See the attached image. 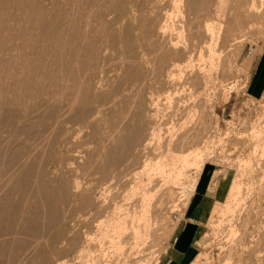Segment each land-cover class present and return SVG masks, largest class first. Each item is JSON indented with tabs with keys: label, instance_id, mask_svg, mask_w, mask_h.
<instances>
[{
	"label": "rangeland",
	"instance_id": "374dc122",
	"mask_svg": "<svg viewBox=\"0 0 264 264\" xmlns=\"http://www.w3.org/2000/svg\"><path fill=\"white\" fill-rule=\"evenodd\" d=\"M42 1L45 2V3L42 2V4H46L44 5L46 6V8H48L49 6L51 8L52 6L54 7V5H51V4H54V1L56 2L55 5L57 4L59 5L56 8H52L53 9L52 12H54L53 14L55 13L58 14V12L61 11V10H58V8L69 11L71 7V10L73 11L70 10V12L74 14L76 12L75 15L77 17L74 15V17L76 18V20L74 19L75 20L74 28H75V31H77V33H78V29L80 28L79 33H78L80 34V37L78 34H77L78 36L76 35V38L74 39V41L76 42H74V44L77 45V43H79L80 47H82L83 45L84 46L82 47L83 52H81V54L82 53L83 54L80 55V57L78 58L79 61L78 60L77 62L74 61L70 63L71 65L68 63L69 61L66 64L63 63L65 64V67L63 66L62 63H59V62L53 63L54 61L52 60V57L50 55L42 56L43 62H44V64L42 62V65L44 66L41 67L42 66L41 65L40 67L36 68V71H35L36 75L34 74L35 72L32 73V79L34 80L35 78L36 80L35 82L37 81L39 82V79L41 78L40 75H43L42 79H40V82L39 83L37 82L35 85V87L38 86V88L37 89L35 88L33 91L34 94L39 96V98L41 97L42 101L41 100L37 101L38 97H36L37 99L34 97H31L32 99H30V101L34 102L35 105L33 106L34 103L32 104L33 107L31 106L32 108H30L29 114L27 115L25 113L23 115H20V113H17L15 117L11 118L12 120L10 121L8 120L9 122H11V121H14V119L16 118L14 122H16L15 124L17 125L18 121L16 120H20V118H23L24 122L21 120L22 122V123L20 122L22 124L21 126H20V123L17 126L14 125V128L17 129L18 133L16 132L15 129H14L15 131L13 130L15 135L17 136L18 143H21L19 144L20 146L22 145V147H25L24 144H27V143H28L27 144L28 147H29V144H31V146L33 144L35 146L37 145L36 147L30 146L33 149L34 148H37V149L36 150L34 149L35 153L32 157V160L34 161V164H33V176L34 177L32 176L31 179H29L28 182L25 183L27 186L25 184L23 185V187L25 188L24 190L26 191V192L24 191L25 197L23 200L24 204L26 203L25 205L26 207L23 206L24 210H28V208H30L29 210L30 211L32 210V213L34 212L36 215H38L37 217L40 216L38 219L40 220L41 218V220L40 221L38 220V225L39 227H41V229H44V230H46V228L48 229L45 231V233L49 235V238H53L57 235H60L61 233L59 232L67 228L73 233L75 230H76L75 232L79 230L80 221L83 220L82 218H85L84 214L86 212L88 213L89 211H87L88 210L87 205L83 204L85 193L83 190H79L81 188L77 187L78 182L80 181L83 182V180L86 178V177L84 178L83 176L89 175V173H92V171L97 168L98 162H99L98 149L106 141L105 139H108L112 133V130L109 126L110 120L115 119V121H117L119 120L118 118L121 119V117L125 115L122 112H121L122 115L118 113L120 112V110L116 108H115L116 110L115 109L112 110V102H110L111 99L115 95H119L120 93V96H121V94H123L122 88L126 85V79L128 78L127 70H125L127 68H125L126 66L124 67V62L126 61L125 58L127 55L125 52V46H123L124 39H126L125 38L126 35H124L126 33L124 32H128L127 34H130L129 36H132L133 40L136 41V39L138 40L140 38V35L141 36L143 34L146 35L145 32L148 31L147 32L148 35L149 34L151 36L153 35L154 38L160 36L161 39H164L166 37L167 41L169 39L174 40V42L178 41V45L180 47L184 45L194 44L195 46H192V45L191 46L194 47L195 49L194 51L195 59H193L194 61H192L194 62V66H192V68L190 67L185 68L182 71L176 69L173 71L175 75H172L169 78H167L166 72H164L165 74L163 73L161 75L162 78L164 79L162 78H159V79H162L163 81H166V82L169 81V82L167 84L165 82L166 85L164 86L166 90L165 89L161 90L163 92L159 91L160 92L158 93L159 96L156 94V96L151 97V94L149 92L151 91V88L153 87L152 85L153 81H155L154 80L155 77L153 78L154 75L151 74V66H148V67L146 66V67L141 68V70H144V72L143 71L142 72L144 73V76L146 78V86H147V87L146 86L144 87L145 93L143 92V94H145L144 103L146 104L145 106V111L147 113L146 115L148 116L150 113L154 115L153 118H152V115H149V117H147L150 120L148 119L149 122L147 123V126H146L147 131L145 130L146 133L144 132L143 137L150 136V134H152L156 129H157V132L162 133L163 136L165 135L167 136L168 132L165 131L166 127L168 128L169 125H172L171 121L174 123L177 122L176 116L175 118H173L174 116L172 117L171 115L170 117L169 115L173 113V109L172 107L168 106L169 103H167L166 101L168 93H171L175 101H179V100H176L177 96H178L177 99L179 98L182 101V102H179L177 106V111L179 112L182 111V113L183 111H185V108H187L185 107V105H183L184 100L189 102V105L192 104V106L194 102L195 104L196 103L199 104L201 103L200 101L208 104V107L211 109V112H212L211 117L209 119V121L211 122V125L209 123L211 128L209 129V133L207 135L208 137L206 136L205 138L206 141L208 140L207 142L200 141L203 143L202 144L198 141L200 144L197 142H194L192 144L194 145V147H200L202 151L204 150L203 158H202L203 160L202 167L198 169L190 167L187 169L188 176L184 182L186 185L185 186L186 189L184 191L185 194H183L182 195L183 197L182 196L180 197L181 200L177 202L178 204L177 210L175 209L174 211L173 209L172 211H170V214L168 213V215L170 216H169V220L167 219V222H166L167 223L166 230H164L165 225L159 230L161 231L159 235L163 237L162 238L157 237L156 240L152 241L153 243L151 241L147 242V244L149 245L152 244L151 247L145 244L146 249L144 248V246H142L139 251L133 252L129 256V261L131 262V264H133L134 261H138V260L141 261L142 264H190V259L194 258L196 255H199L200 259L197 264H226V261H229L230 258H232L230 260L231 264L232 263L236 264L238 262L240 264V262L244 258H242L241 261L237 260L239 258L236 259V255H232V254L229 255L230 254L229 251L230 250L241 251V249H244L245 250L244 253L246 255L244 257L246 259L242 261L243 264H264V246H263L264 236L262 235L264 234V144H263L264 143V51H263L264 49V32H263L264 31V0H253V1L252 0H225V3L223 2L224 0H209V2L208 0H204L205 2L207 1L206 3L202 2L203 0L202 1L189 0L190 2L188 0H182V2H180L178 6L179 11L181 10L180 16L177 15L173 17V18L179 17L178 21L176 20L177 22L175 21V23H178L177 28L179 27L181 31L178 28L177 30L174 29L175 31L173 32L169 29L167 30V32H162L161 27H163L164 22H163V19L161 20V18L163 17L160 16L161 13L159 14V12L157 11L158 9H160V8L157 9V7H159L160 5L164 7L163 8L164 10H162L163 11L162 13H164L169 8H170L169 10L176 11V6L172 3L173 0L172 1L171 0H160V1L159 0H117V1L116 0L114 1L112 0H93L94 2H92L91 0H88V1L87 0H79V1L75 0L74 3H71L73 0H59V1L58 0H42ZM77 1L79 2V4ZM195 1L196 2L198 1L197 3L199 2H202V3L197 4ZM253 2H255V4L257 5L258 7L257 10L252 9L251 5ZM60 3L63 7H61ZM75 3H76V6H73L75 5ZM191 3H192V6L197 7V9H198V6L201 7L199 8V11L196 10V8L194 9L192 6H189L191 5ZM195 3L197 6L195 5ZM203 7L204 9H202ZM203 10L204 11L206 10V11L203 12ZM94 11H95V14H94ZM193 11L194 12L196 11L198 14L196 12L194 13ZM82 14L83 16H81ZM86 16L88 18H86ZM237 18L239 19L236 20ZM81 19L84 21H82ZM241 19L243 20L242 22L244 24L243 26L242 24L237 22ZM234 20H236L235 22L239 23L240 25L239 26L238 24L235 23L237 26H239V32H238V28H236L234 24ZM77 21H80L81 23ZM217 22H219L220 24ZM231 22L234 25H232ZM75 23L77 24V26ZM216 23L219 26L218 28V26L216 25V28L219 30V33L221 32L218 38V48H217V50L221 49V52L219 51L220 57L217 58V61L215 64L216 68L213 67L212 69H210V71L205 70L207 74H205V76L202 74L203 76L200 77L199 70H198L199 66L197 65H199V63L201 64L203 62V59H201V56H199L198 52H199V49L202 48L201 46H203L202 40L203 41L206 40L205 39V36H206L205 28H207L208 25H213V24L215 25ZM249 25L252 28L249 27ZM234 26L236 29L234 28ZM141 27H142V30L144 31L141 30ZM231 27H233L232 28L233 31L229 29ZM240 27H241V30H240ZM15 28L17 29V26ZM16 29L13 31H16ZM202 30L204 31L205 34H202L203 33ZM228 30H230L233 33L235 31L234 34L239 36L241 39L239 38L238 40H235L236 42L233 41V43H230L228 47L223 49L220 47L222 46L220 45V43L222 44L224 35L230 32V31L228 32ZM177 31L181 33L179 34ZM193 32L197 34V35L195 34L194 37L192 36ZM200 34L202 38L201 40L199 37ZM191 36L193 37V39ZM77 37H79V39ZM189 38L192 41H190ZM186 39H189V40H186ZM78 40L79 42H77ZM89 40L90 42H88ZM30 41H32L31 38H30ZM187 41L188 42L190 41L189 42L190 44H188ZM197 41H199L200 43L199 42L197 43ZM46 43L48 44V42ZM84 47L87 48V50ZM216 47L217 46H215V48ZM202 50L203 49H201L202 55L207 56L208 52L206 51V49H204L203 51ZM138 51L140 52V49H138ZM262 51L263 53L261 55ZM260 55H261V58H260ZM66 57H68V53H65L64 58ZM259 58H260V61H259ZM202 65H204V63H202ZM60 66H62V70L64 69L66 70L68 66L67 76L65 75L66 73L63 74V72L65 71H61ZM40 68L43 71V73L41 70H39ZM46 69L49 73L46 72ZM196 79L197 81H194ZM55 80L56 81L58 80L59 83L55 82ZM205 80H208L211 82L207 81L206 83ZM52 81L54 82V84H52ZM74 82H77V83L75 84ZM71 83L72 84L74 83L76 87H74V85L73 87L72 86L70 87H72L73 90L77 88L75 90L77 93L72 91V89H69L70 87L67 88V85L68 86L72 85ZM55 84L57 85L55 86ZM62 84L66 86H63ZM60 85L62 87H60ZM39 87H40V90H39ZM49 87L51 89H49ZM120 87L121 89L119 90ZM44 88H46L47 91H43L45 90ZM254 89L256 93L254 92ZM112 90L114 92L116 90L117 92L115 93L117 94L114 95V92ZM55 92L56 93L65 92V93L56 94ZM66 92H68V94L70 95H68ZM49 93H51L52 95ZM82 93L85 95L87 94L88 97L83 95ZM112 95L114 96L112 97ZM51 96L53 99H54V96H56L55 99L57 97L58 99L50 103V105L44 103L45 106H43V101H44L43 99H45L46 97L51 98ZM81 96H82V99L85 97L84 98L85 101L80 99ZM97 97L100 98L99 101L103 105L102 106L103 110L101 109L102 111L100 113L98 112V109H97V99H98ZM59 98H62V99H59ZM59 100L61 102H59ZM66 100H68V102ZM63 101L65 102L63 103ZM153 101L158 102L159 108L157 105L154 106V104L155 103L157 104V102L154 103ZM56 102L58 104L61 103L62 105L61 104L56 105L55 104ZM73 102L75 106L73 105ZM68 103L71 107L67 105ZM176 103L177 102H175V104ZM41 105L44 108H42ZM67 106L70 108L68 109ZM45 107L47 108V110H45ZM156 107L158 109H156ZM59 109H63V110L65 109V110L60 111ZM66 109L70 110V112ZM36 111H37L36 114L38 116H35ZM62 111L65 113L66 111H68L70 115L67 116L68 112L66 113L67 114L66 115ZM114 111L115 113H113ZM154 111L155 112L157 111V112L155 113ZM109 112H112L111 115ZM31 113H32V117H30ZM58 114L60 115L58 116ZM61 115L62 117L64 116V118H61L60 117ZM113 115H115V118ZM17 116H19V118ZM116 117L118 118L116 119ZM154 123H156L155 124L156 126L154 125ZM187 124L189 125V128H190V127H193L194 123L188 122ZM25 125H26V128L21 129L25 127ZM165 125H168V126L165 127ZM18 126H19L20 131L17 128ZM159 128L162 129V132H160L161 130L158 131ZM253 128L261 132V136L259 137V139H256L254 136H252L251 132ZM176 129H175V132L173 131L174 133H172L175 140L178 139V137H180L178 135H181L180 131L182 130V129L180 130V127H177ZM163 131L165 135L163 134ZM183 132L184 130H182V133ZM38 135H39V138H38ZM40 135H44V137L42 138V136L40 137ZM167 137L170 139L169 134ZM167 137H166L167 140L166 139L165 140L168 143L169 139ZM36 139L38 142H36ZM35 143H38V144H35ZM256 145H258L257 148H256ZM165 148L166 147H164V149ZM161 150H163V148ZM244 160L245 161L247 160V162L250 161V164L249 165L247 164V166L246 164L242 166V163L245 162ZM91 165H93V167ZM68 168H69V171H68ZM72 169L74 170L77 169V170L74 171ZM90 169H91V172H89ZM81 170L83 171L81 172ZM77 171L79 172V174L81 173V175H79ZM83 172H85L86 174L88 173V174L86 175ZM203 174H205L206 177L209 178V181H210L209 189H211L214 182H215L216 189L212 191L209 190L208 193L204 195V200H203L204 209H199L197 210L196 215H192L190 213V209H188V206L191 203V200L196 196V191L204 189L205 187V182L203 181L204 184H202L201 182L205 178ZM238 178L240 179L241 183L243 182L242 184L243 189H242V194H241L242 200L241 199L239 200V204H238L239 206H237V209L235 208L233 212V216L231 214L230 216L226 215L225 217H223L221 214L219 215L215 214L211 218V215H212L211 211H213V208L216 205H222L224 202L227 201L228 197L230 196L231 186L232 184H234L236 180H238ZM32 179L33 181H31ZM59 181L60 183L62 182L63 184L64 183L67 184V186L70 188V189H67L66 195H62L59 192L56 193L57 191L55 190L53 191L52 188L56 186L57 183H59ZM48 192H49V195L47 194ZM14 196H15L14 201H13L14 205L15 204H16L15 206L20 205L21 203L20 195L14 193ZM95 196L96 197L99 196L98 198H100L102 196V191L97 190ZM107 199L110 200L109 197L106 198V201ZM16 208L19 209L18 207ZM48 210H53V211L56 210V212L58 213V217L56 218V221L55 220L52 221L53 220V217H52L51 222L50 223L48 222L49 221L48 216H47ZM192 210L193 209H191V212ZM166 211L167 210H165L164 212ZM98 212H100L101 214V211H98ZM98 212L93 211L92 214L93 215L96 214L97 216L96 215L95 216L99 217L100 215ZM193 212L195 213L196 211L193 210ZM54 214L56 216L55 212ZM92 214L90 213L91 216ZM102 214H103V211H102ZM104 215L105 217L107 216L105 213ZM105 217L103 216L101 218L104 220ZM228 218L233 219V220L231 219L230 221L233 222V225L236 226L238 230L237 232L238 235L235 238H233L235 239V244L233 242L234 240L232 239L227 240L229 238L228 237L229 236L228 234L229 225H227ZM222 219H223L222 226L221 225L216 226V223L219 224L218 222L221 221ZM175 223H176V226L168 235V232L166 233V231L168 230L169 227L172 228L175 225ZM46 224H48V226ZM51 224L53 225V227H51L52 226ZM212 224H214V228H210V225ZM43 225L46 227H44ZM84 229L87 230L88 228H84ZM243 229H246L248 233H247V236H245L244 241H242V243L243 242L245 243H243V245H240L242 244L239 241H240V238L243 237L242 236L243 234L242 231H244ZM155 243H156V246L154 245ZM176 243L178 244L181 243V245L177 246ZM230 246L232 248H230ZM189 255H191L190 259H188ZM69 256L70 255H68V257ZM141 257L143 258L141 259ZM233 259L236 261V263L234 262ZM71 262L75 263V259L74 260L72 259Z\"/></svg>",
	"mask_w": 264,
	"mask_h": 264
},
{
	"label": "bare ground",
	"instance_id": "6f19581e",
	"mask_svg": "<svg viewBox=\"0 0 264 264\" xmlns=\"http://www.w3.org/2000/svg\"><path fill=\"white\" fill-rule=\"evenodd\" d=\"M74 1L75 0H73L71 3H74ZM91 1L94 2L93 0H91ZM112 1H114V0H112ZM200 1H202V0H200ZM42 2H44V1H42V0H0V264H131V262L129 261V256L133 252L139 251L142 246H144V248H145V246H146L145 244H147V242H150V241L152 242V241L156 240L157 237H161L159 235L161 231H159V230L164 225H165L164 226L165 229L164 228L163 229L166 230V227H167L166 222H167V219L169 220V216H170V215H168V213L170 214V211H172L173 209H174V211H175V209L177 210V208H178L177 202L179 200H181L180 197L183 194H185L184 191L186 189L185 188L186 185L184 182L188 176L187 175V169L190 167H193L196 169L202 167V163H203L202 158H203V151L204 150L202 151L200 147H194V145H192V144L194 142L199 143L200 141H205V142L208 141V140L206 141L205 138L209 133V129L211 128L210 127L211 122L209 121V119H210L211 114H212L211 109L208 107V104L203 103L202 101H200L201 103H199V104L196 103L197 105L195 104V102L194 103L192 102L193 106H192V104H190L192 106L191 107L189 105V102L184 100L183 105H185V107H187V108H185V111H183V113H182V111L181 112L177 111V106H178L179 102H182V101L179 98L177 99L178 96L176 97V100H179V101H175L174 97L171 95V93H168L170 91L169 90L167 92L168 95H167L166 101H167V103H169L168 106L172 107V109H173V113L169 114V115H170V117H171V115H172V117L174 116L173 118H175V116H176L177 122L174 123L171 121L172 125H169L168 128L166 127L168 125H165V127H166L165 131L168 132L170 139L167 137L168 134H167V136L165 135L164 131H163V134L169 139L168 143L166 141L167 140L166 137L163 136L162 133L157 132V129L155 130L156 132L154 131L152 134L148 133V134H150V136L143 137L145 130L147 131L146 126H147V123L149 122L148 121L149 118H147V117H149V115H152V114L150 113L147 116L146 115L147 113L145 111V106H146V104L144 103L145 94H143V92L145 91L144 87L146 86V78H145L144 73H143L144 70H141V68L146 67V66L147 67L151 66V74L154 75L153 78L155 77L154 78L155 81H153L154 84L152 83L153 87L152 88L149 87V88H151V91H149V92L151 94V97L156 96V94L159 96L158 93L163 92L161 90H164V89L166 90L164 85H166L169 82V81L166 82V81L162 80L164 78H162L161 75L164 72L167 73L166 76H167V78H169L172 75H175V73H173V71L176 69L182 71L185 68H189V67L192 68V66H194V62H192V61H194L193 59H195L194 58L195 49L192 46H195V45L194 44L192 45L189 43L190 41H192L189 38L190 41L189 42L187 41V42L190 45H184V46L180 47L178 45V41L174 42V40H172V39H169L167 41L166 37L165 38L163 37L164 39H161V37L158 35H157L158 37L154 38L153 35L152 36L150 34L148 35V33H147L148 31L145 32L146 35H144L142 33L143 35L142 36L140 35V38L138 40L136 39V41H134L132 36H129L130 34H127L128 32H124V33H126V34H124V35H126V37H125L126 39H124L125 45L123 44V46H125V52L127 54V55L125 54L126 55V58H125L126 61L124 62V67L126 66L125 68H127L125 70H127V77L128 78L126 79V85L122 88L123 92L121 91L123 94H121V96H120V93L118 91L119 95H115V94H117V93H115L117 91L115 90V92H114L112 90L114 92L115 96L112 95V97L113 96L114 97L111 99L110 102H112V110L116 108V109L120 110V112H118V113L121 114V112H122L125 115L123 117H121V119L118 118L119 116L116 117V119L117 118L119 119L117 121H115V119L110 120L109 126L112 130V133L108 139H105L106 141L103 143L102 146L99 145L100 146V148L98 149V160H99V162H98L97 168L95 170L92 169L93 171H92V173H89V175H87L88 173L86 174L85 172H83L84 174L87 175V176H85V175L83 176L84 178L86 177L83 180V182H81V181L78 182V180H77V182H78L77 187L81 188L79 190H83L85 193L83 204L87 205V209H88L87 211H89L88 213L86 212L84 214L85 218H82L83 220H81V221L79 220L80 223L77 221L79 223V230H77V232H75L76 231L75 230L73 233L67 228V229L59 232V233H61L60 235H57L53 238H49V235H47L45 233V231L48 229L47 228H46V230L41 229V227H39V225H38V220H39L38 218L40 216L37 217L38 215H36L34 212L32 213V210L31 211L29 210L30 208H28V210H24V208H23V206L26 205V203L24 204V201H23L24 197H25L24 196L25 195V193H24L25 188L23 187V185L25 183H27L28 180L31 179V177L33 176L34 161L32 160V157L35 153L34 149L36 150L37 148L33 149L31 147L35 146L33 144L35 141L32 143L33 144L32 146H31V144H29V147L31 146L30 148L27 146L28 143L24 144L25 147H22V145L20 146L19 144H21V143H18L17 136L14 133L15 130L17 132V129L14 128V125H16L15 124L16 122H14L16 118L14 119V121H11V122H9V121L12 120L11 118L15 117L17 113H20V115H23L25 113L27 115L29 114L30 108H32L35 105L34 102L30 101V99H32L31 97H34V98L38 97V99L36 98L37 101L41 100V97L39 98V96L34 94V92H33L35 88L36 89L38 88V86L35 87V85L38 81L35 82L36 80L34 77H33L34 80L32 79V73H34L36 71V68H38L42 65V62H43L42 56L50 55L52 57V60L54 61L53 63L59 62L62 64L63 63L66 64L69 61L68 63L70 64L74 61L77 62L80 55L83 54V53L81 54V52H83L82 47L84 45L82 44L83 46L80 47L79 43H77V45L74 44V42H76V41H74V39L76 38V35L79 33V29H80V28L79 29L76 28V29H78V33H77V31H75V28H74L75 27L74 22L76 20L74 15L76 14V12H75V14L71 13L70 12L71 7H70V10L68 8L69 11H66L65 9L58 8V10H61V11H59L58 14H56V13L53 14L54 12H52L53 11L52 8H56L59 5L58 4L55 5L56 2L54 1V4H51V5H54V7L52 6V8H51L49 6L48 8H46V6H44L46 4H42ZM67 2H69V1H67ZM180 2H182V0H173L172 3L176 6V11L169 10L170 9L169 8L168 9L169 11L165 9L166 11L164 13H162L163 12L162 10H164L163 9L164 7H162L160 4H158L160 6L157 7V9L158 8H160V9H158L157 11L159 12V14L161 13L160 16L163 17V18H161V20L163 19V22H164L163 27H161L162 32H167L168 29L173 32V31H175L174 29L177 30L179 28V27L177 28L178 23H175L176 20L178 21L179 17H177V18L175 17L176 19L173 17L177 16V15L180 16L181 10L179 11V8H178ZM202 2H205V1L203 0ZM202 2H199L197 4H200ZM208 2H209V0H208ZM211 2H213V1H211ZM223 2L225 3V0ZM76 3H75V5H73V4L72 5L76 6ZM83 3H84V1H83ZM85 3H87V2H85ZM102 3H104V2H102ZM196 3H195V5H196ZM205 3H204V5H205ZM78 4H79V2H78ZM60 5H61V3H60ZM189 6H192V3ZM189 6H188V8H189ZM61 7H63V6L61 5ZM209 7H211V6H209ZM251 7L253 10L254 9L257 10V8H258L257 5L255 4V2L252 3ZM83 8H82V10H83ZM193 8L194 9L196 8V10L199 11V8H201V7L198 6V9H197V7H193ZM221 8H222V6H221ZM202 9H204V7ZM78 10H79V8H78ZM71 11H73V10H71ZM205 11L203 10V12H205ZM94 14H95V11H94ZM81 16H83V14ZM87 16H86V18H88ZM238 19L239 18H237L236 20H238ZM236 20H234V24L236 23L239 25V23H240V24H242V26L244 25L242 23L243 22L242 19L237 21L239 23L235 22ZM82 21H84V20H82ZM20 22H21V24H20ZM77 22H80V21H77ZM116 23H117V21H116ZM217 23H219V22H217ZM217 23L215 25L214 24L208 25L207 28H205V32H206L205 39L206 40H204V41L202 40L203 46L200 45L202 47V48L201 47L200 48L203 50L206 49V51L208 52V55L207 56L202 55L201 49H199V52H198L199 56H201V59H203L202 63H204V65H202V63L201 64L199 63V65H197V66H199L198 70H199V76L200 77L203 75L205 76V74H207V72L205 70L210 71V69H212L213 67L216 68L215 64H216L217 58L220 57L219 54L221 52V49L217 50V48H218V38H219L221 32L219 33V30L216 28ZM231 24L234 25L232 22H231ZM236 24H235V26H236V28H238V32H239V26L240 25L237 26ZM232 25H230V26H232ZM16 26H17V29L15 28ZM76 26H77V24H76ZM235 26H234V28H235ZM227 27H229V26H227ZM249 27H251V26L249 25ZM13 28H15L16 31H13V30H15ZM218 28H219V26H218ZM232 28L233 27H231L229 29L232 30ZM141 30H142V27H141ZM230 30H228V32ZM240 30H241V27H240ZM142 31H144V30H142ZM180 31H181V29H180ZM99 32H100V30H99ZM202 32H203L202 34H205L203 30H202ZM234 33H235V31H234ZM234 33L230 31L229 33H226L224 35L223 42H222V44L220 43V45H222V46H220L221 48L225 49L226 47L229 46L230 43H233V41L238 40L240 38L239 36H237ZM195 34L196 33L193 32L192 36L194 37ZM78 35L80 37V34H78ZM84 35H85V33H84ZM159 35H160V33H159ZM166 35H168V34H166ZM79 37H77V38L79 39ZM193 37H192V39H193ZM199 37L201 40L202 39L201 34ZM30 38L32 39V41H30ZM189 39H186V40H189ZM46 42H48V44ZM77 42H79V40ZM88 42H90V40ZM198 42L199 41H197V43ZM215 46H217V47L215 48ZM85 49L87 50V48H85ZM138 49H140V52L138 51ZM38 50H40L41 52ZM38 52L40 53V55ZM65 53H68V57H66V58H64ZM93 53H95V52H93ZM43 64H44V62H43ZM65 64H63L64 67H65ZM43 66L44 65H42L41 67H43ZM60 68H61V71H65V72H63V74L66 73L65 75L67 76L68 66H67L66 70L65 69L62 70V66H60ZM47 69H46V72H48ZM39 70H41V68ZM42 73H43V71H42ZM42 73H40V74H42ZM69 73H70V71H69ZM34 74L36 75V72ZM60 74H61V72H60ZM65 75H63V76H65ZM40 76H41L40 79H42L43 75H40ZM49 77H51V76H49ZM68 78H70V77H68ZM159 78H162V79H159ZM40 79H39V82H40ZM70 81H71V79H70ZM194 81H197V79ZM205 81L207 83L208 80H205ZM55 82H58V80L57 81L55 80ZM119 82H121V81H119ZM165 82H166V84H165ZM208 82H211V81H208ZM42 83H43V81H42ZM74 83L76 84L77 82H74ZM74 83L73 84L71 83L72 85H69V86L67 85V88L70 86L73 87ZM114 83H115V81H114ZM49 84H51V83H49ZM52 84H54L53 81H52ZM57 84H55V86ZM62 85L66 86L64 84H62ZM60 87H62V86L60 85ZM72 87H70L69 89H72ZM74 87H76V86L74 85ZM44 89L45 90H43V91H47L46 88H44ZM49 89H51V88L49 87ZM120 89H121V87L119 88V90ZM39 90H40V87H39ZM75 90L72 89V91L76 92ZM64 91H66V90H64ZM49 92H51V91H49ZM61 93L64 94L65 92L64 93L60 92L58 94H61ZM66 93L68 94V92H66ZM49 94H51V93H49ZM68 95H70V94H68ZM83 95H85V94H83ZM56 96H54V99L52 98V96H51V98L46 97L45 99H43L44 100L43 106H45L44 103L50 105V103H52L53 101L58 99V97L55 99ZM85 96H87V94ZM158 96H157V98H158ZM65 97H66V95H65ZM149 97H150V95H149ZM62 98H59V99H62ZM84 98L82 99V96H81L80 99L85 101ZM97 98H98L97 99V109H98V112L100 113L103 110L102 109L103 105L99 101L100 98L99 97H97ZM109 99H110V97H109ZM66 101L68 102V100H66ZM59 102H61V101L59 100ZM64 102L65 101H63V103ZM69 102H70V100H69ZM74 102H73V105H74ZM155 102H157V101H155ZM175 102H177V103L175 104ZM32 104H33V106H32ZM37 104H38V102H37ZM55 104L60 105L61 103L58 104L56 102ZM67 105H69V103ZM155 105L158 106V102H157V104L155 103L154 106ZM43 106H42V108H44ZM70 107L67 106L68 109ZM158 108H159V106H158ZM158 108L156 107V109H158ZM68 109H66V110H68ZM146 109H147V107H146ZM150 109H152V108H150ZM45 110H47L46 107H45ZM59 110L61 111L63 109H59ZM59 110H58V112H59ZM148 110H149V108H148ZM37 111L35 112V114L37 113ZM68 111L70 112V110H68ZM68 111H66V113ZM39 112H38V114H39ZM69 112H68V115L65 112H63V113H65L67 116H69L70 115ZM109 113L111 115L112 112H109ZM113 113H115V111ZM60 114H62V113H60ZM60 114H58V116ZM116 114H117V112H116ZM30 115H31L30 117H32V113ZM35 116H38V115L36 114ZM39 116H40V114H39ZM113 116L115 118V115H113ZM113 116H112V118H113ZM17 117L19 118V116H17ZM60 117L64 118V116L62 117V115ZM153 117H154V115H152V118ZM21 120L23 121V118H20V120H16V121H18L17 125H19ZM107 121H108V119H107ZM168 121H169V119H168ZM188 122H190V123L193 122L194 123L193 127L189 128V125L187 124ZM21 123H20V126L22 125ZM165 123H167V122H165ZM209 123H210V125H209ZM37 124H39V123H37ZM81 124H82V122H81ZM155 124L156 123H154V125ZM154 125H152V126H154ZM190 126H191V124H190ZM27 127H28V125H27ZM177 127H180V130L182 129V130H184V132L182 133V130H181L180 131L181 135H178L179 133L177 134L180 137L177 136L178 139L175 140L172 133L175 132V129ZM17 128L20 131L19 126ZM25 128H26V125H25V127L21 128V129H25ZM32 128H33V126H32ZM53 128H54V126H53ZM148 129H150V128H148ZM158 131L162 132V129L159 128ZM176 133H177V131H176ZM251 134L256 139H259V137L261 136V132L255 130V128L252 129ZM41 136H42V138L44 137V135H40V137ZM38 138H39V135H38ZM40 139H38V140H40ZM36 142H38L37 139H36ZM200 143H202V142H200ZM35 144H38V143H35ZM204 144H206V143H204ZM257 146L258 145H256V148H257ZM164 147H166V148L164 149ZM162 148H163V150H161ZM262 149H263V147H262ZM250 161L247 162V160H246L244 163H242V166L245 164H246V166H247V164L249 165ZM88 164H89V162H88ZM93 165H91V166L93 167ZM84 169H86V168H84ZM72 170H74V169H72ZM76 170H74V171H76ZM68 171H69V168H68ZM82 171L83 170H81V172ZM87 171H89V170H87ZM64 172H66V171H64ZM89 172H91V169ZM78 174H79V172H78ZM77 175H76V177H77ZM79 175H81V173ZM31 181H33V179ZM242 184H243V182L241 183L239 178H238V180H236L234 182V184H232L231 190H230V196L228 197L227 201L224 202L223 204L221 203L222 205H216L213 208V211H211V214H212L211 218L215 214H218V215L221 214L223 217H225L226 215L230 216L231 214L233 216V212H234L235 208L237 209V206H239L238 205L239 200L241 199V196H242L241 195L242 189H243ZM67 187H68L67 184H65V183L63 184L62 182L60 183V181H59V183H57V185L54 186L52 189H53V191L54 190L57 191L56 193L59 192L62 195H66L67 189H70L69 187L68 188ZM97 190L102 191V196L100 198H98L99 196L98 197L95 196ZM14 193L20 195V198H21L20 205H17V206H15L16 204L14 205V202H13L14 197H15ZM47 194L49 195V192ZM54 195H55V193H54ZM32 196H33V194H32ZM107 197H109L110 200L107 199V201H106ZM61 200H62V198H61ZM22 201H23V203H22ZM240 202H242V201H240ZM16 207H18L19 209H17ZM165 210H167L168 212L167 211L164 212ZM93 211H95V212L101 211V214H100V212H98L100 216L96 217L97 215L95 213L94 214L96 216L93 215L92 214ZM102 211H103V214H102ZM54 212L56 213V216H55ZM51 213H53V214H51ZM90 213L92 214V216L90 215ZM104 213L107 215L106 217H105ZM47 216H48V220H49L48 222L50 223L52 217H53L52 221H54V220L56 221V218L58 217V213L56 212V210L55 211L48 210ZM103 216L105 217L104 220L101 218ZM42 218H44V217H42ZM232 218H234V217H232ZM232 218H228V220L226 219L227 223H228L227 225H229V227H228L229 228V230H228L229 231L228 232L229 238L227 240L232 239V240H234L233 242L235 244V239H233V238H235L238 235V233H237L238 230H237L236 226L233 225V222L230 221ZM223 219L219 222L217 221L219 224L216 223V226H220V225L222 226ZM40 220H41V218H40ZM259 220H260V218H259ZM214 222H215V220H214ZM43 223H44V221H43ZM48 224H46V225L48 226ZM61 225H63V224H61ZM175 226H176V223L172 228L169 227L170 229L168 228L166 233L168 232V235H169V233L174 229ZM44 227H46V226H44ZM51 227H53V225ZM84 228H88V229L86 230ZM210 228H214V224L210 225ZM243 230H244V231H242L243 237H241V236H240L241 238L239 237L240 238L239 242H241V243H242V241H244V238H245V236H247V233H248L246 229H243ZM262 235L264 236V234H262ZM178 237H180V236H178ZM157 241H158V239H157ZM156 243L154 244L155 246H156ZM243 243H245V242H243ZM243 243L240 245H243ZM258 243H260V242H258ZM176 244H177V246L181 245V243H179V244L176 243ZM147 245L151 247L152 244H150V245L147 244ZM263 246H264V244H263ZM230 248H232V247L230 246ZM151 251H152V249H151ZM244 251H245L244 249H241V251L230 250L229 255H231V254L236 255V259L239 258L237 260L241 261L242 258L246 259L244 257V256H246ZM68 255H70V256L68 257ZM190 256L191 255H189L188 259H190ZM143 257H141V259ZM72 259L73 260L75 259V263L71 262ZM199 259H200L199 255H196L194 258L190 259V264H197ZM231 259L232 258H230V260ZM244 259L242 261H244ZM230 260L226 261V264H231ZM234 262L236 263L235 260H234ZM241 262H240V264H241ZM133 264H142V262L138 260V261H134ZM236 264H239V262ZM242 264H243V262H242Z\"/></svg>",
	"mask_w": 264,
	"mask_h": 264
},
{
	"label": "crops",
	"instance_id": "0c3cea01",
	"mask_svg": "<svg viewBox=\"0 0 264 264\" xmlns=\"http://www.w3.org/2000/svg\"><path fill=\"white\" fill-rule=\"evenodd\" d=\"M263 51H264V49H263ZM263 51L261 52V55H262V53H263ZM261 55H260V58H261ZM260 58H259V61H260ZM258 61V62H259ZM258 64V63H257ZM256 69V68H255ZM255 72V71H254ZM252 80V79H251ZM250 84V83H249ZM254 92H255V89H254ZM256 93V92H255ZM204 175V180H202L201 182H202V184H204V182H205V187H204V189H201V190H197L196 191V196L191 200V203L189 204V206H188V209H190V213L192 214V215H196L197 214V210H199V209H204V203H203V200H204V195H206L207 193H208V191L209 190H215L216 189V186H215V182L213 183V186L211 187V189H209L210 188V186H209V178L208 177H206V175L205 174H203ZM203 178V177H202ZM204 181V182H203ZM191 209H193V210H195L196 212L194 213L193 212V210H192V212H191Z\"/></svg>",
	"mask_w": 264,
	"mask_h": 264
}]
</instances>
